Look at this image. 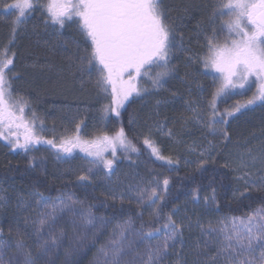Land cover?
<instances>
[{
  "label": "rangeland",
  "instance_id": "obj_1",
  "mask_svg": "<svg viewBox=\"0 0 264 264\" xmlns=\"http://www.w3.org/2000/svg\"><path fill=\"white\" fill-rule=\"evenodd\" d=\"M211 1V15H208L209 18H207L205 26L198 27L193 37L187 36L183 30H180L182 24H177L176 19L171 20L168 12H166L167 16L163 14L164 23L172 31L169 67L174 71L163 79L162 86L159 88L153 87L147 77L140 76L141 89H147V91L141 92L135 107L137 116L132 121L136 126V132L144 139L143 143L149 148L151 155L161 160H169L168 157H171L190 167L208 161L218 154L224 144L225 137L221 134V130L225 129L222 124L213 125V128L216 129L215 132L208 127V120L212 117L211 111H213L211 107L213 93L219 86L216 82L220 76L213 68H205L203 58L209 55V38L214 36L213 43L223 45L237 37L229 36L227 28L222 27L232 18L231 13L217 18V14L214 15L218 4L228 1ZM35 2L37 4L35 10L29 14L23 24L19 25L20 28L15 33L18 34L25 28L33 30V27L36 26L37 32L44 34L47 31L49 37L51 34L53 37V33L57 32L56 28L63 27L52 25L50 20L45 22L46 13L40 5L47 4L48 0H35ZM16 14L15 9L0 10V18L3 20L13 21ZM70 23L66 21L65 26ZM72 23L80 25L78 19H74ZM188 37L190 38L188 39ZM4 49L6 48L0 47V52H3ZM186 65L192 67V71H194H191L188 78L182 74ZM79 66L81 67V65ZM25 68L27 67L25 66ZM10 71H6L9 80L6 81V87L10 85L12 99L19 102L15 110L19 115V108L24 107V120L28 122L37 137L53 140L59 145L62 140L70 138L78 137L82 141L92 142L103 136H108L106 134L96 135L97 133L89 126L90 123L86 121L89 111H91L89 107L71 102L64 103V106L59 107L57 113L62 119L59 120L67 124L64 131L48 133L37 122L36 117L29 112L28 104L17 93H14ZM15 71H18V68H12V72ZM151 71L154 75L159 69L152 68ZM94 72L100 71L95 68ZM190 75H192L191 78H189ZM92 78L87 81L96 85V89L100 90L97 93L101 95L104 87L97 83L98 80L94 79V76ZM84 81L86 82V80ZM117 87L119 88V84ZM132 97L133 94L127 100ZM241 113L238 114L241 115ZM241 119L242 122H246L252 118L248 112H243ZM235 123L237 124V122ZM43 132L48 134L45 136ZM21 139L23 140V135ZM252 139L248 136L242 141L230 142V146H233L234 143L236 146L239 145V148L236 149L237 156L235 154L234 157L237 166L233 169H240L244 174H248L250 168L256 163L252 159L257 154L256 148L253 147L255 139ZM146 140L150 142L151 146L145 143ZM44 142L33 143L27 149L29 159L38 171L57 179L88 176V180L96 184L98 189L110 199L133 202L147 215H150L156 204L148 203L152 190L156 189L160 194L154 197L157 202L164 190L163 181L171 177V172L168 173L153 166L145 157L129 153L128 151H132L133 146L127 139V147H121L118 142L116 143L115 157L112 155L111 147L105 150L104 159L114 160V167L111 171L105 169L103 163H94L93 158L88 157L78 147L74 148L70 154H65L58 152L51 145L47 144V147H44L42 145ZM153 148L157 150L155 153ZM249 150H251V156L248 155ZM232 153L223 151L222 157L228 158ZM9 188L11 192L7 193L0 184V207L12 206L15 214L19 215L20 220H23L25 226L28 227L30 235L34 237L36 264H98V261L103 260L100 249L111 247L113 240H118L120 246L124 248V255L121 257L122 264H128V262L147 264L149 249L160 246L166 236V233L162 232L159 236L142 240L141 233L136 231L130 222L114 221L109 217L94 215L69 195L62 199H46L38 204L36 196L16 191L13 184H9ZM198 201L196 203L188 198L182 203L181 209L174 215V219L176 223L184 226L183 238L178 236L174 241H169L167 252L162 253L159 259L153 257V264H225L223 258L217 257L215 261L212 259L220 246L216 241L223 242V237L233 231L234 221L235 226L239 227L241 220L246 221L248 217L255 216L257 212L264 214L261 209L247 214L246 217L214 213V191L203 193ZM42 218L48 221L44 226L39 223ZM37 228L41 229L43 238L49 241L47 252H42L37 248ZM122 228L127 229L123 236L121 235ZM209 229H215L211 234L213 238L211 242L206 234ZM52 237H56L55 244L51 243ZM206 243H208L207 248L205 247ZM22 251L23 249H17L16 244H1L0 264H16L17 260L23 258ZM259 251L260 249L257 248L256 253L252 255H258Z\"/></svg>",
  "mask_w": 264,
  "mask_h": 264
},
{
  "label": "trees",
  "instance_id": "obj_2",
  "mask_svg": "<svg viewBox=\"0 0 264 264\" xmlns=\"http://www.w3.org/2000/svg\"><path fill=\"white\" fill-rule=\"evenodd\" d=\"M13 2L14 0H0V10L5 9L4 4ZM211 3V0H164L160 8L161 10L166 8L169 18L176 19L177 24H182L183 29L180 30H183L187 36L193 37L198 27L205 26L208 15H211ZM223 15L217 11L216 18L223 17ZM19 28L18 26L17 29ZM56 31L53 37L52 34L49 37L47 31L44 34L37 32L34 26L33 30L25 28L17 34L13 33L11 20L0 18V47L6 48L8 56L14 58V64L9 66L10 74L18 72L22 77L11 81L14 93H17L28 104L29 112L36 117L37 122L48 133L64 131L67 124L61 121L57 113L59 107L69 102L89 107L91 111L96 109L94 112L89 111L88 115L91 120L89 117L86 120L97 133L96 135L114 136L122 129L126 139L136 149L128 151L129 153L141 155L153 166L168 173L171 172L166 191L163 186L164 190L161 195L163 199L160 196L153 207V209H160V218H156L153 211L150 215L145 214L143 209L138 208L133 202L110 199L90 180L81 181L80 177L57 179L47 176L35 168L29 159L28 150L13 148L14 138L12 143H9L8 140L0 137V184L5 192H11L8 186L13 184L16 191L32 194L37 199V193H43L47 199H62L69 195L94 215L109 217L114 221H128L141 234L152 231L153 236L148 239L164 232L161 226L166 222V218L171 215L175 220L174 215L179 212L186 199L191 198L192 201L198 203L201 195L209 191H214L213 212L219 215L246 217L247 214L258 209L264 212V179H262L264 160L261 159L264 155V106L257 103L241 111L251 115L252 119L249 121L242 122L240 112L241 115L236 113L228 117L227 123H220L225 128L221 134L223 135V132L228 134L227 139L224 137L221 151L233 152L228 158H223L220 151L212 159L191 167L171 157H168L169 160L157 159L150 154L149 148L143 143L144 139L136 132V126L132 122L137 116L135 107L141 93L139 95L133 93V97L126 101L117 116L111 111L113 95L108 85L107 90H102L100 95L97 93L100 90L96 89V85L88 82L93 78L89 76L88 71L86 72L83 64L86 63L85 56L88 57L84 55V48L90 38L88 39L86 33L73 23L61 29L56 28ZM64 47L69 52L63 50ZM14 67L18 68V71L13 73L12 68ZM80 68L82 70H79ZM192 69L186 65L182 72L183 76L188 78ZM91 72L94 79L100 78V72H94V67ZM136 83L139 88H142L140 82ZM216 84H220V79H217ZM255 91L256 84L252 83L250 88L233 89L229 94L218 97L215 108L217 118L219 114L234 109L238 102L243 103L251 98ZM211 112L213 114V111ZM47 132L44 133L45 136ZM5 135H7V130ZM20 135L22 136L23 132ZM248 136L255 139L254 146H252L256 148L257 154L256 163L250 168L248 174H244L240 169H233L237 166L234 157L235 154L237 156L236 149L239 145L236 146L234 143L230 146V142L242 141ZM260 136L263 137L260 138ZM42 139L45 141L42 145L47 147L46 141L48 140L40 137V140ZM21 142L23 143L22 139ZM27 228L19 215L15 214L12 206L0 207V240L4 243L16 244L18 239H23L25 248L30 249L35 257L34 237L30 235ZM157 228H161L158 234L155 232ZM183 235L184 233H181L180 237L183 238Z\"/></svg>",
  "mask_w": 264,
  "mask_h": 264
},
{
  "label": "snow or ice",
  "instance_id": "obj_3",
  "mask_svg": "<svg viewBox=\"0 0 264 264\" xmlns=\"http://www.w3.org/2000/svg\"><path fill=\"white\" fill-rule=\"evenodd\" d=\"M37 4L35 0H14L12 4H4L5 9H15L13 33L17 27L25 22L29 14L33 12ZM46 13V23L51 21L52 25L64 27L66 21L78 19L81 30L84 31L91 40L92 50L88 56L89 68L95 63L100 71V78L97 83L107 90V85L112 86L111 111L119 115V109L133 93L139 95L142 91L135 82V77L128 72L134 70L137 76L147 77L153 87L162 86L163 79L170 75L173 68L169 67V55L171 48L172 31L164 23L163 12L160 8V0H48L45 5H40ZM223 15L225 12L231 13L232 18L222 27H226L229 36L236 39L223 45L213 43L214 36L209 38V55L203 58L205 68L211 67L219 73L221 82L213 93L211 104L213 114L208 120V127L215 132L214 124L227 123V118L250 106L259 103L264 106V0H228L227 3L218 4L214 10ZM14 56V54H13ZM14 64V58L8 56L7 49L0 52V137L12 143L13 148L27 150L31 144L39 143L40 138L34 130L24 120V107L19 108L17 114L16 105L11 96V87H6V71ZM156 68L153 75L151 69ZM129 74L127 81L123 80V75ZM254 78V79H253ZM256 84V91L252 97L243 103H237L231 111L219 114L215 111V100L225 96L233 89H247L251 84ZM119 84V88L117 85ZM7 129V135H5ZM15 129V131H14ZM23 129V143L19 130ZM223 131V130H221ZM228 138L227 132H223ZM121 147H127L124 132L121 129L115 137L103 136L98 140L89 142L82 141L78 137L75 139L62 140L57 145L53 140L46 141L47 144L56 148L58 152L70 154L74 148L93 158L94 163H103V167L109 171L113 170L114 160L104 159V152L111 147L112 155H116V143ZM146 144L151 146L149 141ZM133 151L136 149L132 148ZM157 150L153 148L155 153ZM248 155L251 156V150ZM255 161V157L252 158ZM264 160V155L261 156ZM171 163V161H170ZM88 176H81V181H87ZM264 179V177H262ZM165 191L169 181H163ZM37 203L44 202L47 197L43 193H37ZM160 195L153 189L149 197V204L156 203L154 197ZM161 199L163 197L161 196ZM214 199V197H213ZM143 203V201H141ZM156 218H160V209H153ZM41 226L48 223L47 219L39 221ZM166 236L162 244L156 248L149 249L147 264H153V257L159 259L162 253H166L169 248V241H174L183 232L184 226L176 223L172 216L166 218V222L161 226ZM161 228L155 229L158 234ZM126 228L121 229L123 236ZM209 229L206 233L210 242L213 240L212 232ZM37 248L42 252H47L49 241L44 239L41 229H36ZM153 236V232L141 234V239H148ZM213 261L217 257L223 258L225 264H264V214L257 212L255 216H250L246 221L241 220L240 226H235L231 233L223 237ZM4 242L0 240V244ZM52 244L56 243V237H52ZM112 246L101 248L100 254L103 257L98 264H122L121 257L124 255V248L120 246L118 240L111 242ZM17 249H23L22 260H17L16 264H36V259L30 249L25 248V241H16ZM131 247V245H130ZM205 247H208L206 243ZM259 248L258 255L256 249ZM131 264V262H128Z\"/></svg>",
  "mask_w": 264,
  "mask_h": 264
},
{
  "label": "flooded vegetation",
  "instance_id": "obj_4",
  "mask_svg": "<svg viewBox=\"0 0 264 264\" xmlns=\"http://www.w3.org/2000/svg\"><path fill=\"white\" fill-rule=\"evenodd\" d=\"M162 1H164V0H160V2H162ZM165 5V4H164ZM212 6H213V4H212ZM161 7V6H160ZM212 8V7H211ZM166 12H167V9L165 8H163V14L164 15H168V14H166ZM216 15V14H215ZM69 22H71L70 24H68V25H71L72 24V21H69ZM79 27H80V25H79ZM81 28V27H80ZM89 39V38H88ZM83 47V46H82ZM64 50L65 51H68V49L66 48V47H64ZM84 50H85V53H84V55H88L89 56V54L91 53V50H92V47H91V40H88V44H87V46L84 48ZM69 52V51H68ZM85 58H86V63L85 64H83L84 65V67H85V70H86V72L88 71L89 72V76H93V73L91 72V69L94 67V69L95 68H97V66L95 65V63H93V65L91 66V68H89V64H88V57H86L85 56ZM12 66V65H11ZM98 69V68H97ZM79 70H82V68H80ZM128 72L129 73H131V76L132 77H135V82H139L140 80V76H137V74H136V72L134 71V70H131V69H129L128 70ZM11 75V78H12V80H14L15 78L16 79H21L22 77H21V75H19L18 74V72H15L14 74H10ZM129 79V74L128 73H125L124 75H123V80H125V81H127ZM108 87L110 88V90L112 91V86H111V84H108ZM22 132H24V130L22 129L21 131H20V133H22ZM64 155V154H63Z\"/></svg>",
  "mask_w": 264,
  "mask_h": 264
}]
</instances>
